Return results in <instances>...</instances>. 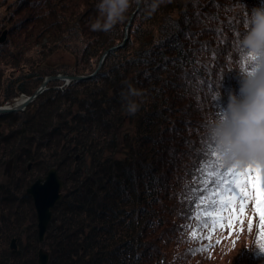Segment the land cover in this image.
Returning a JSON list of instances; mask_svg holds the SVG:
<instances>
[{"label": "trees", "instance_id": "obj_1", "mask_svg": "<svg viewBox=\"0 0 264 264\" xmlns=\"http://www.w3.org/2000/svg\"><path fill=\"white\" fill-rule=\"evenodd\" d=\"M134 11L0 115V264H37L51 167L48 264H264V0H0V106Z\"/></svg>", "mask_w": 264, "mask_h": 264}, {"label": "water", "instance_id": "obj_2", "mask_svg": "<svg viewBox=\"0 0 264 264\" xmlns=\"http://www.w3.org/2000/svg\"><path fill=\"white\" fill-rule=\"evenodd\" d=\"M139 8V4L137 5L135 11ZM135 11L129 17V20L124 28V37L120 44L110 47L106 51L102 53L99 58L98 65L96 69L87 75H67V74H56V75H47L39 86L34 90V92L30 96H22L17 102L12 105H4L0 106V115L11 113V112H22L25 108L32 103L37 96H39L43 91L48 89L47 84L53 80H60L64 82V85H69L71 82L86 80L93 77L101 67V64L106 56V54L110 50H114L120 48L125 43L127 39V27L129 26L132 16ZM5 31H3L0 35V43L5 39ZM77 158V157H76ZM30 168V164L27 165V169ZM26 194L31 197L34 210L36 213L37 220V238L38 242L41 243L44 239V235L46 233L47 227L50 223L52 217V208L55 203L59 201L62 197V180L58 177L56 169L54 167L50 168L46 175L42 178L36 179L26 188ZM9 246L11 249L15 250L17 248L16 239L12 238L10 240ZM48 252L43 248H39L37 252V264H48Z\"/></svg>", "mask_w": 264, "mask_h": 264}, {"label": "rangeland", "instance_id": "obj_3", "mask_svg": "<svg viewBox=\"0 0 264 264\" xmlns=\"http://www.w3.org/2000/svg\"><path fill=\"white\" fill-rule=\"evenodd\" d=\"M101 21H102V18L101 17H99V19L97 20V22L95 23V27H99L100 26V23H101ZM61 61H70V58L69 57H67L66 55H64V54H62V53H57V54H55L54 56H52L50 59H49V63L50 64H56V63H58V62H61ZM22 97V96H21ZM20 97V98H21ZM19 98V99H20ZM18 99V100H19ZM16 102V101H15ZM14 102V103H15ZM4 106V105H3ZM1 128L2 129H4V125H1ZM126 131H128V128L127 127H124L122 130H121V132H120V134L122 135L123 133H125ZM110 156H113V157H116V158H120V157H122V155L120 154V153H115V154H112V155H110ZM77 157V158H76ZM78 159V156H75V160H77ZM28 164H30V163H28ZM27 164V165H28ZM30 166H31V164H30ZM30 169V168H29ZM8 173H9V163L8 164H6L4 167H2L1 168V171H0V178L2 179V180H5L6 179V177H7V175H8ZM39 178H42V177H39ZM62 193H63V191H62ZM11 240V239H10ZM9 243H10V241H9ZM17 243V242H16ZM22 243L24 244V243H26V235L24 234V237H23V240H22ZM42 248L45 250V251H47L48 252V250H47V247L46 246H42ZM16 250V249H15Z\"/></svg>", "mask_w": 264, "mask_h": 264}, {"label": "bare ground", "instance_id": "obj_4", "mask_svg": "<svg viewBox=\"0 0 264 264\" xmlns=\"http://www.w3.org/2000/svg\"><path fill=\"white\" fill-rule=\"evenodd\" d=\"M17 101H18V100H16V102H17ZM76 156H78V155H76ZM51 168H52V167H51ZM48 170H49V169H48ZM48 170H47V171H48ZM56 172H57V171H56ZM46 173H47V172H46ZM45 175H46V174H45ZM45 175H44V176H45ZM44 176H43V177H44ZM62 191H63V183H62ZM62 194H63V193H62ZM61 198H62V197H61ZM57 202H58V201H57ZM57 202H56V203H57ZM56 203H55V204H56ZM33 207H34V205H33ZM35 215H36V213H35ZM51 218H52V217H51ZM50 221H51V220H50ZM36 224H37V220H36ZM46 231H47V230H46ZM45 234H46V233H45ZM36 236H37V227H36ZM44 238H45V235H44ZM37 240H38V238H37ZM43 241H44V239H43ZM43 241H42L41 243L38 242L37 252H38L39 248H42V246H43ZM9 247H10V246H9ZM16 249H17V248H16ZM48 256H49V255H48ZM36 263H37V256H36Z\"/></svg>", "mask_w": 264, "mask_h": 264}, {"label": "flooded vegetation", "instance_id": "obj_5", "mask_svg": "<svg viewBox=\"0 0 264 264\" xmlns=\"http://www.w3.org/2000/svg\"><path fill=\"white\" fill-rule=\"evenodd\" d=\"M0 262H1V260H0Z\"/></svg>", "mask_w": 264, "mask_h": 264}]
</instances>
